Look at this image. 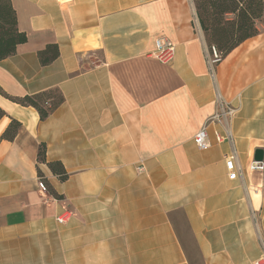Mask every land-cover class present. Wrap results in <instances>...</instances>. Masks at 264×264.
I'll use <instances>...</instances> for the list:
<instances>
[{"label": "crops", "instance_id": "1", "mask_svg": "<svg viewBox=\"0 0 264 264\" xmlns=\"http://www.w3.org/2000/svg\"><path fill=\"white\" fill-rule=\"evenodd\" d=\"M12 3L27 41L0 61V135L11 118L22 123L0 143V264H250L264 254V171L249 168L264 152V18L211 65L193 0ZM159 37L176 46L169 62L154 56ZM53 44L59 56L43 64ZM47 91L63 101L44 120L11 99ZM221 103L235 113L209 120ZM205 125L203 150L194 137ZM42 144L65 181L40 162Z\"/></svg>", "mask_w": 264, "mask_h": 264}, {"label": "trees", "instance_id": "2", "mask_svg": "<svg viewBox=\"0 0 264 264\" xmlns=\"http://www.w3.org/2000/svg\"><path fill=\"white\" fill-rule=\"evenodd\" d=\"M200 25L205 32L207 42L225 57L240 43L258 34V23L264 17V0H194ZM27 41V34L21 32L17 24V12L12 0H0V61L12 56L19 44ZM59 56L57 44L48 45L39 51L43 64H48ZM13 101L35 107L42 120L46 119L63 101V97L52 91L23 97H12ZM6 112L0 107V119ZM22 123L11 118L6 130L0 135L3 140H14ZM40 162L47 163L51 171L62 181L68 178V172L60 161H47L46 146L39 149ZM42 176V175H41ZM44 177V176H43ZM45 181V177H44ZM47 189L55 196L56 192L47 184Z\"/></svg>", "mask_w": 264, "mask_h": 264}, {"label": "built area", "instance_id": "3", "mask_svg": "<svg viewBox=\"0 0 264 264\" xmlns=\"http://www.w3.org/2000/svg\"><path fill=\"white\" fill-rule=\"evenodd\" d=\"M176 51L175 44L167 37H159L156 40V51L154 52V56L163 61V62H169L173 59ZM222 58L221 53L213 47L211 49L209 62L211 65H214L218 63ZM236 111V108L233 107H226L224 104L221 103L219 111H217L216 114H214L209 120L214 118H225L227 116L231 117ZM228 138L231 139V134H228ZM226 138V136L216 133V139L217 141H223V139ZM195 143L200 149L206 150L211 146V142L208 138V131H207V125L203 126L195 135L194 137ZM226 167L228 170V176L229 179L235 180L240 175V168L237 166L236 163V155L235 153L229 155L226 159ZM250 170L252 171H264V160H256L253 159L249 165ZM143 167H139V171H143ZM39 187L42 190H47V186L44 181L43 176H39L38 178ZM71 217V212L69 210H66L64 213L56 217L57 222L59 223H65L68 221V219ZM250 264H264V254H262L260 257L255 259Z\"/></svg>", "mask_w": 264, "mask_h": 264}, {"label": "water", "instance_id": "4", "mask_svg": "<svg viewBox=\"0 0 264 264\" xmlns=\"http://www.w3.org/2000/svg\"><path fill=\"white\" fill-rule=\"evenodd\" d=\"M264 152L263 150H257L255 153V159L256 160H263Z\"/></svg>", "mask_w": 264, "mask_h": 264}, {"label": "rangeland", "instance_id": "5", "mask_svg": "<svg viewBox=\"0 0 264 264\" xmlns=\"http://www.w3.org/2000/svg\"><path fill=\"white\" fill-rule=\"evenodd\" d=\"M193 3H194V5H195V1H194V0H193ZM195 8H196V5H195ZM196 13H197V11H196ZM197 18H198V16H197ZM263 18H264V17H263ZM263 18H262V20H263ZM262 20H261V21H262ZM261 21H260V22H261ZM198 22H199V19H198ZM260 22H259V23H260ZM259 23H258V29H259V27H260V26H259ZM199 24H200V22H199ZM200 27H201V25H200ZM201 29H202V27H201ZM202 31H203V29H202ZM203 34L205 35V32H204V31H203ZM205 38H206V36H205ZM206 41H207V39H206ZM207 44H209V43L207 42ZM208 46H209V48H210V45H208ZM210 50H211V48H210ZM220 53H221V52H220ZM221 55H222V53H221Z\"/></svg>", "mask_w": 264, "mask_h": 264}]
</instances>
